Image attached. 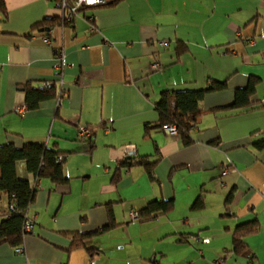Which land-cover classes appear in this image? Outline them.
I'll use <instances>...</instances> for the list:
<instances>
[{
	"label": "crops",
	"instance_id": "obj_1",
	"mask_svg": "<svg viewBox=\"0 0 264 264\" xmlns=\"http://www.w3.org/2000/svg\"><path fill=\"white\" fill-rule=\"evenodd\" d=\"M2 1L0 144L56 146L68 181L41 179L24 254L3 244L0 264H264V0H106L66 24L56 0ZM253 80L249 104L232 108ZM47 81L57 95L29 109L21 86ZM212 82L223 86L199 102L193 141L167 133L161 93ZM80 125L95 129L92 139ZM129 156L159 158L155 179L126 167ZM17 174L32 179L25 161ZM155 199L173 209L131 219ZM253 220L258 230L235 252L236 228Z\"/></svg>",
	"mask_w": 264,
	"mask_h": 264
},
{
	"label": "trees",
	"instance_id": "obj_2",
	"mask_svg": "<svg viewBox=\"0 0 264 264\" xmlns=\"http://www.w3.org/2000/svg\"><path fill=\"white\" fill-rule=\"evenodd\" d=\"M3 6V1L0 0V8L3 9ZM222 86V83L212 82L211 85L202 90L163 91L160 99L155 104L159 114L160 125L175 123L183 141L188 144L191 143L193 138L190 133L201 112L199 102L206 92L220 89ZM21 88H24L26 92L29 109L37 107L40 99L57 95L55 85L50 88L45 86L36 88L27 83ZM254 92L255 82L253 80L247 88L237 92L236 102L232 105V108L247 106L249 104L248 99ZM244 101L246 102L244 103ZM90 128L93 136L95 129ZM92 136L89 140L92 139ZM61 155L63 158L59 160L58 156ZM66 157L67 155L56 146H48L41 141H29L21 147L16 146L12 142L0 144V216H3L0 221V246L8 244L17 247L24 243V238L27 234L24 231L25 222L28 217L31 218L28 211L34 203L38 191L34 187V182L36 179L41 181L43 178H48L57 184L67 182L68 177L64 173ZM20 160L26 162L28 171L32 173V179L22 178L17 174V162ZM159 160L158 158L151 161L148 156H129L123 163L126 167H131L135 164L143 165L146 167L150 177L155 179L154 169ZM203 205V198L199 197L194 202L192 209H200ZM173 206L174 201L172 199L152 200L145 208L139 211V220L151 219L159 212H169L173 209ZM112 224L111 222L106 228H109ZM258 228L259 222L257 220L239 225L233 236L234 251L242 253L246 248L243 238L256 232ZM87 236L90 235L75 234L76 239L74 241L80 242Z\"/></svg>",
	"mask_w": 264,
	"mask_h": 264
},
{
	"label": "built area",
	"instance_id": "obj_3",
	"mask_svg": "<svg viewBox=\"0 0 264 264\" xmlns=\"http://www.w3.org/2000/svg\"><path fill=\"white\" fill-rule=\"evenodd\" d=\"M106 3H107L106 0H56V6L62 12V21H63L62 23L63 24L73 22L77 17L80 16L81 11L85 7L100 6V5H104ZM43 40L45 43H50V38L47 36H45L43 38ZM166 44H167L166 42H161V45H166ZM65 64H66V62H65V51H64V49H61L57 54V67H58V70H59L61 75L63 74ZM151 65H152L153 70L161 69V64L159 63V61L156 58L153 60ZM62 77L59 80V82H61V83L63 82ZM53 85H55V83L52 81H47L44 83V86L47 88H50ZM65 95H66V92L63 90V88H61L58 91V97H57L58 104H60V102L62 101V99ZM163 129L169 134L178 135V133H179L178 128H177L175 123L165 124L163 126ZM78 135L81 139L88 140L92 136V130L87 125H80L79 129H78ZM62 158H63L62 155L58 156L59 160H61ZM229 170H230L229 167L225 168V170L223 171V174H226ZM220 182L223 183L222 180H220ZM34 187L39 189L41 187V181L36 179L34 182ZM130 217H131V219H139V214L136 211H132L130 213ZM34 226H35L34 219L28 217L26 222H25L24 231L26 233H30L33 231ZM191 239L194 242L201 241V238L198 236H192ZM16 252L20 253V254H24L23 244L16 247Z\"/></svg>",
	"mask_w": 264,
	"mask_h": 264
}]
</instances>
